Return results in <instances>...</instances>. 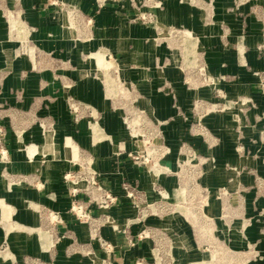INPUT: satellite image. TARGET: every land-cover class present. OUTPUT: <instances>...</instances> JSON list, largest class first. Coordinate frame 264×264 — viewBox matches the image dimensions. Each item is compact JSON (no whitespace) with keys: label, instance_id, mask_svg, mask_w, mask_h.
Wrapping results in <instances>:
<instances>
[{"label":"rangeland","instance_id":"374dc122","mask_svg":"<svg viewBox=\"0 0 264 264\" xmlns=\"http://www.w3.org/2000/svg\"><path fill=\"white\" fill-rule=\"evenodd\" d=\"M225 1L93 0L92 15L67 0H49L67 32L64 56L49 58L35 45L22 0H0L7 45L0 60V260L8 255L5 264L9 258V264H109L103 244L110 252L112 246L102 236L109 230L129 246L146 242L149 257L135 264H264V45H243L244 20H259L248 6L254 0ZM217 6L228 18L239 17L234 36L241 48L229 42L233 33L214 13ZM170 7L181 21L167 15L159 20ZM103 8L111 16L99 23ZM207 27L222 47L214 55L218 65L205 60ZM135 36L136 46L125 44ZM222 51L238 56L243 77L222 73ZM79 86L83 93L75 96ZM77 128L88 146L117 142L116 155L141 170L144 185L120 184L124 208L118 218L109 212L121 204L107 191L114 201L106 212L97 209L90 214L94 222H79L85 242L65 235L61 254L54 247L45 254L11 248V237L28 235L26 226H17L18 213L30 211L25 200L15 205L11 197L41 187L51 165L73 164L61 175L70 200V186L83 188L91 176L98 181L83 157L87 151L76 146ZM30 145L32 160L25 154ZM13 150L32 172H8ZM67 174L70 180H63ZM83 194L77 200L96 209L93 193ZM35 215L40 227L45 209Z\"/></svg>","mask_w":264,"mask_h":264},{"label":"crops","instance_id":"0c3cea01","mask_svg":"<svg viewBox=\"0 0 264 264\" xmlns=\"http://www.w3.org/2000/svg\"><path fill=\"white\" fill-rule=\"evenodd\" d=\"M76 6H78L80 12L83 14L94 15L95 5L93 0H67ZM22 11H24L29 16V22L33 28V39L37 48L40 52L46 56L56 57L64 56L65 49L67 48V32L63 30L62 18L56 11V8L52 6L49 0H22ZM191 3V0H189ZM228 3L225 0H222L221 5ZM254 6V12L259 16V20H255L252 16L244 20L245 23V36L248 40L245 39L243 42L244 46L249 48H254L255 45H264V0H254L251 4ZM112 9V7H111ZM110 8H103L97 15V21L100 23L107 19V16H111ZM224 9V8H223ZM221 7L217 6L214 8V13L218 16L220 21L228 28L229 32L231 31L232 36H230L229 42L232 44H237L241 48V40L234 36L236 31L240 30V19H233L224 13V10ZM245 7H241L240 10L244 11ZM167 14L163 11L161 14H158L159 20L165 22V15L170 17L175 22L181 21L180 16L178 17V12L170 7ZM111 21V18H109ZM218 20V21H219ZM218 24V23H217ZM206 37L203 39L205 46H207L205 60L208 64H219V61L216 60L214 55L218 54L219 43L217 38H215L214 28L207 27ZM0 32H1V23H0ZM255 32V33H254ZM257 32V33H256ZM137 36L132 37L129 41L125 42L127 45L136 46L138 44ZM239 44V45H238ZM117 46V45H116ZM120 46V45H119ZM7 45L2 40V35L0 33V60L1 56L6 52ZM222 49V47H221ZM102 54V53H99ZM221 59L224 63V67L221 70L222 73L235 75L238 77H243L244 75L238 72V64L240 63L239 58L236 54L229 53L228 51H222ZM129 58L128 56L126 57ZM248 61L252 62V56L248 57ZM2 62V61H0ZM264 64V62H261ZM237 90L235 85H230V88ZM232 89V88H231ZM73 92L76 95H81L82 89L80 86L78 89H74ZM107 93V92H106ZM56 109H62V104L57 103ZM75 134L76 146L78 149L86 150V154L83 157H87L91 161L92 169L98 174V182L103 189L114 195L118 198L117 203L121 205L112 208L109 212V215L112 218H118L121 214L117 210L122 211L124 208L123 200L121 199L122 193L119 189V186L122 182L129 184H138L143 186V173L140 169L131 163H122L120 158L116 155V143L111 142L110 140H104L98 142L97 144H89L87 136L84 135V130L82 128H77ZM17 140H20L19 135H14ZM98 141V140H97ZM67 143V139L65 140ZM92 142L94 140V135L92 134ZM16 149V148H15ZM25 154L29 160H32L34 155V146L30 145L25 148ZM72 152V151H71ZM80 153V152H79ZM76 156V149L70 155L69 161H74ZM80 156V155H79ZM21 154L18 152L12 151L11 161L8 166V172L13 175H26L29 172H32L33 166L29 165L24 160L20 159ZM56 162V164L51 165L50 170L45 171L44 182L42 186L36 185L35 189H31L30 192H23L20 195H15L11 197L13 199L12 203L15 205L18 204L19 200H25L29 205L30 211H23L18 213V225L17 226H26V235L24 238L21 236L11 237V248H20V252H27L31 254H45L50 248L54 247L57 254H61L64 247L68 244L65 235L73 237L78 240L80 243H84L87 238L86 228L83 224H80L75 218L69 213L70 199L67 195L66 186L62 184L61 175L64 170L73 168V164H69L68 161L61 160ZM34 163V161H33ZM59 163V164H58ZM22 194V195H21ZM84 199V198H82ZM42 207L45 209V218L44 221L40 222V227L38 226V220L35 213ZM89 214L97 215L99 211L94 207H86ZM3 211V210H2ZM19 223L22 225H19ZM22 228V227H21ZM130 236L135 235V231L130 230ZM253 232H247V238H253ZM102 236L105 240L110 243L112 246V251L107 255V260L110 264H135L140 261L143 262V258L149 257V250L146 246L145 241L137 242L133 240V245L129 246L127 241L124 242L122 238H116L112 235L109 230H104ZM57 238L54 246L52 245V238ZM0 236V243H1ZM18 243V244H17ZM144 243V245H143ZM13 244H17L15 247ZM96 254L102 253L99 248H95ZM99 258L101 257L98 254ZM103 256V255H102ZM0 264H5L3 260H6L8 255L1 256ZM12 262V259L9 258V263ZM61 262L71 264L72 259H62ZM6 263V264H9ZM191 264H201L200 262H192Z\"/></svg>","mask_w":264,"mask_h":264},{"label":"built area","instance_id":"2783aa9c","mask_svg":"<svg viewBox=\"0 0 264 264\" xmlns=\"http://www.w3.org/2000/svg\"><path fill=\"white\" fill-rule=\"evenodd\" d=\"M70 178V174L63 176V180H70ZM69 190L71 195L69 212L73 215L75 220L80 223H90L94 222V220L91 219V216L87 211L84 203L77 200L78 194L84 193L83 195H91V193H93L94 196L92 195L91 199L96 202V209H98L99 211L106 212L108 205L114 201V198H112L110 194L102 188V186L99 184L97 179L94 178V176L88 178L83 188H78L75 184H73L69 187ZM104 217L105 219H108L107 216L104 215ZM103 245L105 249L107 248L106 252L110 253V246L106 244Z\"/></svg>","mask_w":264,"mask_h":264}]
</instances>
